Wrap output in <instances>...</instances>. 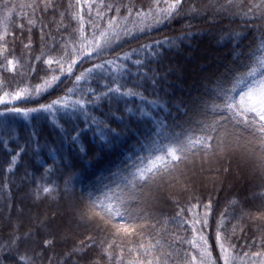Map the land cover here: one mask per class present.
Returning a JSON list of instances; mask_svg holds the SVG:
<instances>
[{
  "label": "snow or ice",
  "instance_id": "obj_1",
  "mask_svg": "<svg viewBox=\"0 0 264 264\" xmlns=\"http://www.w3.org/2000/svg\"><path fill=\"white\" fill-rule=\"evenodd\" d=\"M177 19L208 23V34L228 49L223 59L190 68L181 53L193 33L152 37ZM0 60L22 77L13 87L0 74V145L15 144L5 152L3 187L10 190L29 152L36 158L42 150L35 125L20 137L16 117L56 123L67 116L60 148L67 140L77 149L75 158L61 155L60 166L53 159L44 169L59 173V182L40 172L47 161L31 172L24 166L20 183L33 185V202L64 204L54 214L57 231L53 216H26L23 200L12 222L7 204L12 230L0 242V264H264V0H70L66 8L60 0H0ZM25 65L26 83L18 71ZM99 108L106 110L96 116ZM86 131L96 147L83 143ZM117 145L123 158L107 174L89 179L77 170V159ZM241 179L251 195L218 215V199L195 195L198 180L207 192L208 184L222 189ZM167 203L175 205L172 214L158 207ZM79 228L84 238L58 252Z\"/></svg>",
  "mask_w": 264,
  "mask_h": 264
},
{
  "label": "trees",
  "instance_id": "obj_2",
  "mask_svg": "<svg viewBox=\"0 0 264 264\" xmlns=\"http://www.w3.org/2000/svg\"><path fill=\"white\" fill-rule=\"evenodd\" d=\"M60 2L64 6V8H66L70 0H60ZM72 2L74 3L75 0H72ZM61 10H63V8ZM15 23H19V20L17 19ZM65 23L70 24L69 31H71L72 24L70 21V17L65 20ZM225 23H227V21H225ZM189 24L191 25V27H188ZM209 27L210 25L201 19H177L176 21L170 23L167 27L162 28L161 31L152 33V37L160 38L163 35L176 36L186 31L193 33L191 40L185 42V50L181 53V59L183 60V62L186 63L190 68H193L199 64L211 63L212 60L214 59L222 60L228 50L227 48L220 46L224 43V41H219L218 44L217 40L213 39L212 35L208 34ZM36 35L38 36V32L36 33ZM189 42L191 44L190 49L187 48ZM125 47L128 46L125 45ZM132 47H135L134 43ZM22 54H23V49L19 46V42H17L15 55L19 57ZM37 54H38V49L33 51V55H37ZM175 55L176 53L174 51L169 52L167 54L168 57H174ZM205 56H207L209 59H205L204 58ZM0 62H2V60H0ZM167 63L168 60L165 59L164 65L166 66ZM38 67H43V65H39ZM18 71L24 73L23 79L24 82L26 83L29 75L27 72V65H25L24 69H18ZM0 74L3 75L5 80L12 83L13 87H15L16 82H19L22 79L21 76L15 75L2 68H0ZM40 75H43V73L41 72ZM31 79H32V83L39 82V78L35 75H33ZM189 83H191V81H189ZM65 84H68V81H65ZM93 86H95V84H93ZM61 94L62 93L60 91L54 92L51 96L42 98L40 102L46 103L48 100L53 99L55 98V96ZM145 95H149V94L146 93ZM149 99H151L150 95H149ZM18 106H25V105L20 104ZM26 106L31 107L35 105L28 104ZM132 106H133L132 103L129 102V107ZM120 108L122 110L124 108L123 99L121 100ZM104 110H106V108L96 109L94 114L96 116H100L101 112ZM120 114L121 113H117V115ZM60 115L62 116L63 113H61ZM67 119L68 117L64 116V119L58 120L56 123H54L50 117L48 119H40L38 121L26 120L23 117L15 118V122L13 123V128L18 130V135L20 137H27L29 133L32 132L33 126L35 125L36 131L39 133L40 136V143L42 150L40 152L39 157L33 158L31 152H29V155L23 158V161L20 162V167L17 170L16 175L11 177L12 184L9 185L10 190L5 189L3 187L5 180L8 178V175L5 173V169L7 167V165L5 164V159H6L5 152L10 151L11 148H14L15 144H12L9 148H5V146L0 145V242H3L12 230L11 223L7 219L9 209L7 208L6 205L9 203L13 205L11 209V216H12V222H14L18 215L17 209L21 206V200H23V207L25 208L26 216L35 215L38 212L43 213L44 215L53 216V219L51 220V230L57 231L58 220L54 217V214L63 207L64 201H57L55 199L50 198L43 202H38V201L33 202L30 196L33 185L31 184L21 185L20 178L23 176L25 165L28 166V171L31 172L33 170V167H40V164L43 161H47L48 163L44 165V168H40V172L44 173L45 180L51 179L53 181L59 182L58 181L59 173H54L49 177L48 173H46L44 169L52 164L53 159L56 160L57 166H60L59 162L61 155L69 157V159L75 158V153L77 149L73 148L70 151L67 140H65L63 148H60V141L62 136L64 135L63 131L60 128V125H64L65 128L70 129L69 125L64 124V120ZM73 119L75 118L73 117ZM81 127H83V125H81ZM113 127H115V125H113ZM177 131H179V129H177ZM14 135H16V133H14ZM46 141L47 143H45ZM82 141L86 145H92L93 147H96L95 141L93 139V134L91 131H86V134L82 137ZM17 142L23 144L24 140L21 138ZM55 148H60V152L52 151V149ZM97 151H99L98 148ZM122 151H123V146L117 145L112 150L105 149L103 152H100L99 155H97V152H92L88 156L83 157L82 160L80 159L76 160L77 170L82 172L83 175L89 179H91L94 176L100 175L101 173L107 174L106 170L108 168L113 167L115 164L119 162V159L123 158L121 155ZM181 167H184V165H181ZM188 167L189 169H191L190 164L188 165ZM235 169H236V163L233 162L234 174H236ZM64 171H65V175H67L68 170H64ZM203 175L206 174H200L197 166V176L199 178H203ZM37 178H39V173L37 174ZM240 182L241 184L238 183V181H230L228 184H225V186L222 189L219 186L213 189L212 185L208 184L207 192H205L202 189H200L199 180H198L196 185L195 195L200 196L201 199H204L206 198L208 193H211L213 200L218 199L219 204L216 205V214L218 215L219 212L223 211L225 208L230 209V204H229L230 201L235 200L243 203L244 198L246 196L251 195L252 189H250L246 185L244 180L241 179ZM61 186H63L62 182H61ZM227 186L228 189H226ZM81 187L82 185L76 184L77 195H79ZM101 194H102V190L94 192L95 196H99ZM5 197H9L10 199H5ZM187 200L188 197H183L182 204L185 203ZM158 207L162 208L166 214H172L175 210V205L172 203L161 204ZM251 210L253 212L257 211V209L254 207H252ZM235 223H237V221L235 219H232L231 223L227 225L228 228L231 229L232 224ZM26 227H27V220H25V228ZM24 230H25L24 228L21 229V231ZM84 231L85 229L79 228L76 230V233H69L68 238L64 242L62 248H58L57 251L58 252L66 251L68 248L72 246L73 242L78 243L80 239L84 238L82 235ZM239 235L240 233L238 231L237 236ZM117 242L119 243V241ZM241 243H243V241H241ZM252 250L255 251L256 249L253 248ZM118 254H119V249H116L114 251V255H118ZM91 255L95 257L98 256V253H91ZM125 256L128 257L127 251L125 252ZM57 259H60V257H57ZM104 264H108L107 258H105Z\"/></svg>",
  "mask_w": 264,
  "mask_h": 264
},
{
  "label": "rangeland",
  "instance_id": "obj_3",
  "mask_svg": "<svg viewBox=\"0 0 264 264\" xmlns=\"http://www.w3.org/2000/svg\"><path fill=\"white\" fill-rule=\"evenodd\" d=\"M238 183H240V184H241L240 180H238ZM226 189H228V186L226 187Z\"/></svg>",
  "mask_w": 264,
  "mask_h": 264
}]
</instances>
